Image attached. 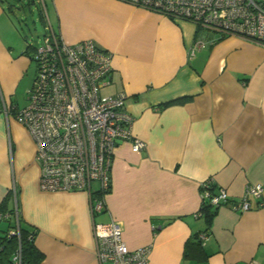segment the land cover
Masks as SVG:
<instances>
[{"label": "crops", "instance_id": "obj_1", "mask_svg": "<svg viewBox=\"0 0 264 264\" xmlns=\"http://www.w3.org/2000/svg\"><path fill=\"white\" fill-rule=\"evenodd\" d=\"M40 2L63 41L92 39L112 54L102 91L126 94L132 133L146 143L137 152L116 146L99 212L86 191L40 189L35 141L14 116L34 46L0 2V203L9 194L21 222L37 230L40 264H99L93 226L111 219L130 249L150 246L147 264H264V206L255 198L245 211L232 205L247 184L264 185V43L125 0ZM198 39L204 46L192 54ZM208 179L229 194L209 223L201 211Z\"/></svg>", "mask_w": 264, "mask_h": 264}, {"label": "built area", "instance_id": "obj_2", "mask_svg": "<svg viewBox=\"0 0 264 264\" xmlns=\"http://www.w3.org/2000/svg\"><path fill=\"white\" fill-rule=\"evenodd\" d=\"M125 1L221 33L264 41V0ZM202 46V40H195L190 53ZM31 59L35 77L26 105L14 116L35 141L39 187L46 191H86L92 212H99L111 187L116 146L129 142L134 152L146 146L132 133L133 116L125 107L126 94L102 91L110 82L112 54L92 39L66 43L45 20ZM201 186L202 203L213 209L229 201L224 188L212 189L211 179ZM250 198L256 199L257 206H264L262 183L247 184L241 199L232 205L248 210ZM93 229L99 264H147L150 246L130 249L116 220L94 223ZM13 259L20 264L19 253Z\"/></svg>", "mask_w": 264, "mask_h": 264}, {"label": "trees", "instance_id": "obj_3", "mask_svg": "<svg viewBox=\"0 0 264 264\" xmlns=\"http://www.w3.org/2000/svg\"><path fill=\"white\" fill-rule=\"evenodd\" d=\"M23 1L24 0H0V2L4 5L5 10L10 13L16 24L20 20V17L17 16V11L20 12V10L26 9V3ZM35 2L38 4L37 11L39 14V20L44 29L45 17L43 14V7L40 4V0H36ZM27 8L30 9V6ZM262 43H264V41H262ZM34 47L32 49H34ZM185 100V97L178 98L166 102L165 105L177 102L182 103ZM9 198L10 195L7 194L0 203V264H16L15 260L13 259V256L16 253H19L20 264H40L44 259V254L35 245V236L37 230L35 228L28 227L21 222L19 215L17 214V210H15V206L8 204ZM212 210L213 208L210 204L207 202L202 203L201 211L207 223H209L211 220L213 213ZM12 231L15 233H12ZM198 237L199 236L197 234L194 235V238L197 240ZM190 241L191 240L188 239L185 243L184 257L191 256L190 248L192 244ZM199 252L200 253H198L196 257L203 258L205 253L202 252V249H200Z\"/></svg>", "mask_w": 264, "mask_h": 264}, {"label": "rangeland", "instance_id": "obj_4", "mask_svg": "<svg viewBox=\"0 0 264 264\" xmlns=\"http://www.w3.org/2000/svg\"><path fill=\"white\" fill-rule=\"evenodd\" d=\"M35 1L36 0H24L23 2L26 3V9L20 10L19 15L17 14V16L20 17V20L17 23L18 30L26 37V41L33 46L37 45L44 30L39 20V14L37 11L38 4ZM27 4L30 6V9L27 8ZM14 34L19 37V33H17V31ZM34 77L35 64L32 63L22 80L21 89L16 96L18 99L17 103L19 104V108H22L24 105H26V91L32 86L31 84Z\"/></svg>", "mask_w": 264, "mask_h": 264}]
</instances>
